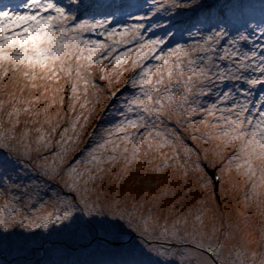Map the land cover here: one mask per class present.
Returning a JSON list of instances; mask_svg holds the SVG:
<instances>
[{
    "label": "snow or ice",
    "instance_id": "obj_1",
    "mask_svg": "<svg viewBox=\"0 0 264 264\" xmlns=\"http://www.w3.org/2000/svg\"><path fill=\"white\" fill-rule=\"evenodd\" d=\"M15 7L0 0V80L13 74L0 100V264H264V219L210 202L217 183L238 187L235 172L245 209L264 217V0H95L79 20L82 0ZM109 58L139 70L85 136L91 69ZM65 83L66 126L49 114Z\"/></svg>",
    "mask_w": 264,
    "mask_h": 264
},
{
    "label": "rangeland",
    "instance_id": "obj_2",
    "mask_svg": "<svg viewBox=\"0 0 264 264\" xmlns=\"http://www.w3.org/2000/svg\"><path fill=\"white\" fill-rule=\"evenodd\" d=\"M22 2H23V0H2V3L8 4L9 8H11L14 11L21 10L15 6H18ZM68 2H69V0H61V3L66 4ZM94 2H95V0H82V4L84 5V7L80 11H77V13H76L77 20L84 19V18L88 17V15H89L88 12L90 11L89 6L91 4H93ZM85 36H86V38H91V39H102V40L104 39V37L100 36L99 30L96 31L95 33H93V32L86 33ZM127 48H132L131 55L135 56V48L132 47V45H121L118 48L117 52L126 50ZM104 63L107 64V68L103 69V71L101 70L102 65H93L92 69H91V76H92L93 80L95 81V83L98 87H97V89L90 88L89 97L93 101H95L96 98L99 97V100H98V102L95 103L96 111L93 114L92 119L89 121L88 128L85 129V136L87 135V132L89 130H91V124L96 122L95 118L97 115L100 114V109L108 101L107 93L118 92V91H122L123 89H126L128 87V85H126L125 82L128 81L130 79V77H132V75L135 71L139 70V69H134L132 67L131 59H129V62L127 64H124L122 66H114V61L112 60V58L105 60ZM146 63H147V61H146ZM120 73H122V74H120ZM12 75L13 74L11 72H9L8 77L0 80V100L6 101L8 99L6 93L8 91L12 90L11 89ZM101 76H104V79H101L100 78ZM5 83L9 84V87L7 89H5L3 87V85ZM62 83H63V81H62ZM33 94L35 95L38 93H33ZM70 95H71L70 83H65L64 84V91H62L61 93L58 94L57 103L49 108V114L52 115L54 117V119H55V114L59 113V117L62 118V119H59V123H61L64 126H66V120L69 119L70 116L75 115V112L70 113V114L68 113V105L70 102L69 101ZM24 96H26V97L29 96V92L27 89H25ZM59 96H63L65 98V102L63 105H61L59 103ZM256 98H258V94H257ZM46 103H48V102L45 101V102H42L40 104H37L36 107L37 108H43ZM4 110L5 111L7 110V105H5ZM76 110L79 111V104L78 103H77ZM6 119H7V117L4 115V112L0 111V120H6ZM20 119L22 121L20 127H24L23 121L25 119H32V118L22 115L20 117ZM40 119H43V117H40ZM29 127L34 128V127H36V125L30 124ZM47 127H48V125H45V128H47ZM17 131H19V129H17ZM180 131L184 135L185 139H187V142L189 144L196 143V145L198 147H200L201 149L211 147L210 144L206 145L202 141H198V142L191 141V139L189 137L192 134V129H188L187 131H185L184 127H181ZM200 131L201 132L204 131L203 125L200 126ZM32 135H36V133L33 132ZM165 151H169V149H165ZM207 156L209 157L210 161L213 159V155L211 152H209L207 154ZM202 158H204L203 154L201 155V159ZM217 163H220V162L217 161ZM119 166L120 165L118 164L116 167L118 168ZM135 167H140V165H136ZM206 167L207 166L204 165V168H206ZM211 169H212V172L211 173L208 172L209 175H211L213 177L218 175L217 170L215 168H213V166H211ZM115 170L116 169L114 168L113 172H115ZM232 178L238 187L232 188L227 183H225L223 185V187L225 188L226 193L224 195H222L221 191H220L221 185L219 183H217L215 185V197H216V199L211 200L210 201L211 204L213 205V207H215L217 204H219L220 211L227 210L228 211L227 219H231V220L236 219V212L237 211H240V212L247 211V213L251 215V222L254 225H256L257 228H259L261 220L264 219V217H261V215H260V209L257 208V206L254 202H250L251 206L247 210L245 209V207H244V204H245L244 194L247 191V188L243 185L242 179L235 175V172L232 173ZM129 179L131 180V177ZM227 179L228 178L225 177V180H227ZM54 189L61 191L62 194L65 193V190H63L59 185H54ZM113 190H115V188H113ZM125 190H127V183L125 184ZM68 194H70V193H68ZM10 195L11 194L8 191H3L2 194H0V207H3L5 205V203L9 199ZM41 195H43V193ZM209 195H211V189H209ZM44 199H47V197H44Z\"/></svg>",
    "mask_w": 264,
    "mask_h": 264
},
{
    "label": "trees",
    "instance_id": "obj_3",
    "mask_svg": "<svg viewBox=\"0 0 264 264\" xmlns=\"http://www.w3.org/2000/svg\"><path fill=\"white\" fill-rule=\"evenodd\" d=\"M200 148V147H199ZM207 160H205L204 158H202L201 160H202V162H203V164L205 165V166H207L205 169H206V171L207 172H212V169H211V164L210 163H208V161H210L209 160V157L207 156ZM219 165V163H217V166ZM213 168H215V167H213ZM216 169V168H215Z\"/></svg>",
    "mask_w": 264,
    "mask_h": 264
}]
</instances>
